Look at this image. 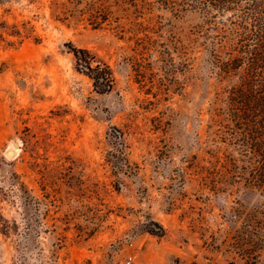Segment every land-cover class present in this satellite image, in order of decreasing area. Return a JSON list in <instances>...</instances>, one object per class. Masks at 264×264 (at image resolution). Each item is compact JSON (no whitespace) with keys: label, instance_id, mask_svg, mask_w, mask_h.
<instances>
[{"label":"rangeland","instance_id":"obj_1","mask_svg":"<svg viewBox=\"0 0 264 264\" xmlns=\"http://www.w3.org/2000/svg\"><path fill=\"white\" fill-rule=\"evenodd\" d=\"M201 24L130 0H0V264H264V183L210 133L202 54L179 58ZM70 44L110 66L109 91Z\"/></svg>","mask_w":264,"mask_h":264},{"label":"trees","instance_id":"obj_2","mask_svg":"<svg viewBox=\"0 0 264 264\" xmlns=\"http://www.w3.org/2000/svg\"><path fill=\"white\" fill-rule=\"evenodd\" d=\"M138 11L157 4L179 12L197 13L202 24L179 35L183 70L194 66L196 54L214 80L210 103V133L217 142L239 149L264 183V0H130ZM79 71L97 92L113 84L112 69L96 61L86 48L70 44ZM0 212V233L10 231Z\"/></svg>","mask_w":264,"mask_h":264},{"label":"water","instance_id":"obj_3","mask_svg":"<svg viewBox=\"0 0 264 264\" xmlns=\"http://www.w3.org/2000/svg\"><path fill=\"white\" fill-rule=\"evenodd\" d=\"M13 143H15V144H14L15 147L18 148L19 145L17 144V142L14 141ZM7 154L10 155V156H12V155L14 154V152H13L12 150H8V151H7Z\"/></svg>","mask_w":264,"mask_h":264},{"label":"bare ground","instance_id":"obj_4","mask_svg":"<svg viewBox=\"0 0 264 264\" xmlns=\"http://www.w3.org/2000/svg\"><path fill=\"white\" fill-rule=\"evenodd\" d=\"M15 142H17V141H15ZM15 143H13V148H11V149H9V150H12L14 153L16 152V150H17V148L15 147V145H14ZM17 144H18V142H17Z\"/></svg>","mask_w":264,"mask_h":264}]
</instances>
